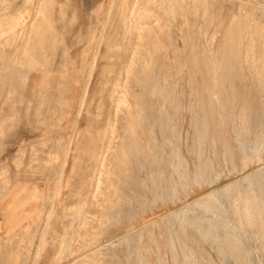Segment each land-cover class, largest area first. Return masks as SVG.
<instances>
[{"label":"rangeland","instance_id":"374dc122","mask_svg":"<svg viewBox=\"0 0 264 264\" xmlns=\"http://www.w3.org/2000/svg\"><path fill=\"white\" fill-rule=\"evenodd\" d=\"M41 1L43 0H31L30 15L26 17L28 21H24L26 26L34 20L41 7ZM122 1L51 0L53 2L51 17L53 15V26L57 33L50 32L44 40L50 47L47 55L52 62L47 73L46 82L48 81L50 87L46 89L48 90L46 97L41 94L45 90V83L40 85L42 78L40 71L31 73L30 82L24 86L25 88L21 84H15L17 93L12 99L5 98L8 83L3 86L0 82V172L2 173H0V189L10 188V194L15 195L14 193L19 191V186L15 187L12 184H16L26 175L36 179L35 182L39 181L36 182L38 184L43 183L41 179L47 177L48 173V179L60 178L58 174L62 169V158L65 155L63 152L68 149L67 145L70 141L72 139L74 141L60 194L58 193L57 196V207L54 206L51 211L52 217L48 218L50 213L42 215L43 220L40 217L37 223L26 227L22 234L14 239L15 245L23 254L20 258L22 264L34 263L40 243L39 238L45 226L49 228L47 242L38 264H79L83 255H90L94 245L91 246L87 242L91 237L87 233L93 220L100 217L101 198H108L100 192L95 197L91 183L101 169L99 159L105 154L110 138L115 144H120L122 139L124 141L128 139L136 143L135 151L143 150V156L134 155L128 182L120 189L121 195L125 198L124 203L114 215L111 224L100 232L101 241L97 243L103 246L119 243L124 238L127 239L128 229H136L135 234H137L134 237L129 236L125 245L122 243L115 247V251L113 250L116 254L113 258L114 264H258L255 254L264 259V88L260 89L254 73L247 66H244V72L242 71L245 76L243 82L239 79L238 81L237 78L233 80L232 76L235 73L231 68L225 73V83L220 90L221 98L218 102L212 99L210 91L208 93L211 73L207 69L208 63L211 64V58L215 57L218 50L221 52L229 44L235 49L236 44L242 42L245 45L244 57L251 62L255 60L256 65L260 64L259 68L264 71V0L184 1V9L178 10L176 18L160 21V24H166L167 27L163 30L158 29L159 31L156 28L164 48L157 53V57H153V67L148 77H143L138 83L132 82L131 95L119 109H116L114 99L109 96L113 94V87L120 76V71L122 72V69L130 64L132 48L137 44L139 36L134 25L131 26L132 33H127L122 20L123 12L128 15L135 4L146 5L154 15L149 20L153 25L159 20L158 13L162 10L159 8L167 4L164 0L162 2L161 0ZM24 4L25 0L8 1L13 11L23 10ZM199 14L201 19L197 16ZM239 15L241 19L237 17ZM236 17L250 27L243 28L239 22L233 24L237 21ZM254 26L262 28L263 33L255 34ZM193 28L194 33H192ZM229 29L232 30L231 33ZM214 34L217 39L212 41ZM258 35L259 38L256 40ZM49 36L51 37L48 38ZM194 42L197 44L194 45ZM207 44H210V47ZM144 51L145 48L140 50L142 55ZM204 52L206 55L203 54ZM238 53H240L238 57L241 58L242 50ZM140 56L138 58L140 61L147 60V56L146 58L141 56V59ZM94 62L97 68L92 78L90 71ZM4 74L9 75V71ZM89 77L92 78L91 86L84 101L82 97ZM157 83L158 86H155ZM58 85L63 87V92L59 93ZM167 93L169 98L166 97ZM163 94L164 96H161ZM141 95H145L146 98L144 96L142 98ZM39 99L42 102H39ZM82 102L86 105L82 117L79 118ZM245 106L248 107L249 116L247 120H242L241 112ZM155 108L156 111L158 110L157 113ZM238 109L241 110L237 112ZM148 110H151L153 115ZM161 110L165 111L162 113ZM165 112L166 115L163 116ZM149 113L151 116L148 115ZM168 117L169 119H166ZM172 120H174L173 125ZM219 120H222V123ZM245 121L250 124L249 130L242 126V123H247ZM113 124L116 126L115 133L112 132ZM168 132L175 134L172 143L168 140ZM59 140H62L61 143ZM158 145L162 148H158ZM164 147L166 152L162 150ZM128 150L130 151L131 148L129 147ZM156 151L159 153L157 154ZM57 154L61 157L57 158ZM153 156L156 161L153 160ZM113 158L108 156L105 159L104 169L117 166ZM53 159L55 160L52 161ZM5 167L7 170H4ZM150 169L152 170L149 171ZM200 170L203 172L201 181L196 178V173ZM178 171L183 173L180 174ZM178 175H183L182 179ZM103 176L110 181L114 179L112 174H103ZM161 176L165 179L160 180ZM170 178L174 179L170 181ZM124 188H127L126 193ZM40 190L41 187L36 185V194L40 193ZM110 197L112 196L109 195ZM49 200L51 201L50 198ZM83 201H86L81 212L83 215L75 221L72 210ZM186 207L190 208L187 212V224L181 227L175 215L181 210L185 211ZM170 216H173L171 220ZM154 217L156 219L153 220ZM150 219L153 220L152 223L147 227L144 226V222ZM65 230L69 234L68 242L71 248L66 249L63 259L58 261L56 258L59 251V236L65 234ZM21 238L24 243L21 242ZM148 247L150 250L146 252ZM78 256H81L80 259ZM66 259L69 261L67 262Z\"/></svg>","mask_w":264,"mask_h":264},{"label":"bare ground","instance_id":"6f19581e","mask_svg":"<svg viewBox=\"0 0 264 264\" xmlns=\"http://www.w3.org/2000/svg\"><path fill=\"white\" fill-rule=\"evenodd\" d=\"M8 1L9 0H0V63L2 64V67L0 68L1 70V75H0V82L2 83V85H6V83H8L6 85V96L5 98L7 99H12L13 97L16 96V89H15V84H21V86H27L30 82V75L32 72L34 71H40L42 73L41 75V79H40V85H44L45 83V90H43V92L41 93L43 96H45L47 94V91L46 89H49V83L48 81L46 82L47 80V73L49 71V68L51 66V59L49 58V56L47 55V50L50 49L49 45L47 44V42H45V38L47 37V34H49L50 32H55V28L53 26V21H52V17H51V7H52V3L51 0H43L41 1V7L40 9L37 11L36 13V16L34 18V20L32 21L31 24H29V26H26V22L24 21H28L26 20V17L30 15V2L31 0H25V4H24V9H17L15 11H13L11 9V6L8 5ZM33 1V0H32ZM53 1V0H52ZM122 1V0H121ZM125 1V0H124ZM142 1V0H141ZM146 2L148 0H145ZM153 1V0H152ZM163 0H161L162 2ZM166 1V2H165ZM186 2V0H164L165 3L167 4H164L161 6V4L159 5V7L161 6L160 9H162L161 11H159L158 13V16H159V20H157V23L155 22V24L151 25L149 20L154 16L152 15V11L150 10L149 7H147L146 5H136L135 4V7H133V9L131 10L130 14H125L123 12V15H122V20L124 21V24H125V28L127 30V33H132V30H133V27L131 26H135V29L136 31L138 32V39H137V44L132 48V45H130V48L133 49V52L131 54V61H130V64L127 66V67H123L124 69H122V72L120 71V76L119 78L116 80V83H115V87H113V94L109 96L112 97V99H114L115 101V106H116V109H119L121 107L122 104L125 103L126 99L128 96L131 95V83L132 82H140L142 80V78H147L148 75H149V72L151 70V67H153V57L157 55V53L164 48V45L160 42V39H159V34H158V29H161L163 30L165 27H167L166 24L162 25L160 24V21L161 20H166V19H169V18H176L177 16V12L178 10L181 11V9L183 8L184 6V3L183 2ZM190 1V0H189ZM193 2H198V0H192ZM206 1V0H205ZM113 2V1H112ZM123 2V1H122ZM137 2V1H136ZM144 2V1H143ZM144 2V3H146ZM160 2V3H161ZM192 2V3H193ZM214 2V1H213ZM115 4V2H113ZM140 3V1H139ZM157 3V2H156ZM155 3V4H156ZM188 3V2H187ZM122 4V3H121ZM120 4V5H121ZM143 4V3H142ZM191 4V3H190ZM189 4V5H190ZM195 4V3H194ZM193 4V6H194ZM186 5V4H185ZM261 6V5H260ZM264 6V5H263ZM121 7V6H120ZM197 7V6H196ZM259 7V6H257ZM114 8V6H113ZM112 8V10H113ZM188 8V7H187ZM192 8V7H191ZM189 8V9H191ZM241 8V7H240ZM246 8V7H245ZM123 9V8H122ZM121 9V10H122ZM156 9V8H155ZM184 9V8H183ZM185 9H186V6H185ZM260 9V8H259ZM153 10V9H152ZM188 10V9H187ZM193 10V8H192ZM242 10V8L240 9ZM123 11V10H122ZM122 11H121V14H122ZM154 11V10H153ZM190 11V10H189ZM188 11V12H189ZM158 12V11H157ZM187 12V11H186ZM206 12V11H205ZM209 12V11H208ZM244 12V11H243ZM155 13V11H154ZM184 13V12H182ZM193 13V12H191ZM211 13V12H210ZM246 13V12H245ZM251 13V12H250ZM179 14V13H178ZM181 14V13H180ZM206 14V13H205ZM238 14H241V13H238ZM194 15V14H193ZM196 15V14H195ZM204 15V14H203ZM208 15V14H207ZM212 15V14H211ZM247 15V14H246ZM185 16V15H184ZM197 16H200L197 15ZM205 16V15H204ZM241 15L237 16V17H240ZM245 16V14H244ZM181 18L182 15H180ZM236 17V19H237ZM250 17V15H249ZM179 18V17H178ZM185 18V17H184ZM187 18V17H186ZM194 18V17H193ZM244 18V17H243ZM246 18V16H245ZM253 18V16H251V19ZM189 19V18H188ZM186 19V21L188 20ZM196 19V18H195ZM200 19H201V16H200ZM199 19V20H200ZM207 19V18H206ZM210 19V18H209ZM208 19V21H209ZM235 19V20H236ZM241 19V17H240ZM240 19H237V21H234V23H238L241 24L243 26V28H249L246 26V22L242 23L240 21ZM190 20V19H189ZM198 20V19H196ZM204 20V19H203ZM249 19H247L248 21ZM201 21V20H200ZM214 21V20H213ZM207 22H205V25H206ZM203 24V22H202ZM209 24V22H208ZM187 25V24H186ZM215 25V24H214ZM213 25V26H214ZM216 26V25H215ZM215 26L213 28H215ZM264 26V25H263ZM149 27H152L151 29H149ZM188 27V26H187ZM190 27V26H189ZM200 27V25H199ZM197 26V28H199ZM206 27V26H205ZM255 27V26H254ZM157 28V30H156ZM185 28V26H184ZM192 28V27H191ZM212 28V29H213ZM218 28V27H217ZM253 28V27H252ZM183 29V28H182ZM254 29V28H253ZM184 30V29H183ZM189 30V29H188ZM194 30V28L192 29V31ZM196 30H199V29H196ZM204 30V29H203ZM217 30V29H216ZM219 30V28H218ZM169 31V30H168ZM206 31V30H205ZM212 31V30H211ZM215 31V30H214ZM220 31V30H219ZM219 31H218V34H219ZM231 29H229V33H231ZM250 31V30H249ZM186 32V31H184ZM183 32V33H184ZM188 32V31H187ZM199 32V31H198ZM198 32H196L197 34H199ZM203 32V31H202ZM148 34L147 36L145 34ZM165 33V32H164ZM190 33V31H189ZM194 33V31L192 32ZM195 33V34H196ZM204 33V32H203ZM208 33V32H207ZM251 33H253V31H251ZM255 34H261L263 33V29L262 28H259L258 26L255 27V31H254ZM52 34V33H51ZM206 34V33H204ZM191 35V34H190ZM252 35V34H251ZM53 36V34H52ZM51 36H49L48 38H50ZM93 37V36H92ZM165 37V36H164ZM95 38V37H94ZM163 38V37H162ZM161 38V39H162ZM206 38V37H205ZM215 34L212 36L211 40L214 41L215 39ZM242 38V37H241ZM259 38V35L258 37L256 36V40ZM189 39V38H188ZM195 38H193L194 40ZM217 39V38H216ZM48 40V39H47ZM61 40V39H60ZM95 40V39H93ZM255 40V42H256ZM204 41V40H202ZM206 41V40H205ZM210 41V40H209ZM62 42V41H61ZM109 42V41H108ZM189 42H191V40H189ZM196 42V41H195ZM194 42V43H195ZM199 43V40L197 41ZM187 43V42H186ZM192 43V42H191ZM205 43V42H204ZM203 43V44H204ZM231 43V42H230ZM100 44V43H99ZM113 44V43H112ZM188 44V43H187ZM197 43H195L194 45H196ZM211 44V43H210ZM210 44H207L208 46ZM109 45V44H108ZM129 46V44H127ZM193 45V44H191ZM206 45V46H207ZM201 46V45H199ZM245 45L242 43V42H238L236 44V48L235 49H232L230 44L226 46V48L222 49L221 52H219L218 50V53L215 55V57L213 56V59L211 58V64L208 63V69L209 72L211 73V76L209 77L210 78V82H209V86H208V93L209 91L211 92V97L212 99H215L216 101L220 102V94H221V88L224 87V83H225V73L226 72H229V70L231 68H233L234 70V73L235 75L232 76L233 77V80H235L237 78V80L239 79L241 82H243L245 76H244V71H243V68L244 66H247L252 73H254V77L255 79L258 81L259 83V87L261 90H263L264 88V71L262 69L259 68L260 64H257L256 65V62L255 60L253 62H251V60L249 59H246L244 57V50H245ZM193 47V46H191ZM196 46H194L195 48ZM210 47V46H209ZM110 48V47H108ZM142 48L144 49L145 48V51L143 52L144 55H142V52H140V50H142ZM200 48V47H199ZM198 48V49H199ZM203 48V47H202ZM218 48V47H217ZM94 49V48H93ZM196 49V48H195ZM213 49V48H212ZM128 50V49H127ZM242 50V57H238L240 56L238 53V51H241ZM255 50V49H254ZM262 50V48H261ZM175 51V50H174ZM205 51V50H203ZM151 52V54H150ZM201 53V50L199 51ZM209 52V51H208ZM207 52V53H208ZM215 52V50H214ZM262 52V51H261ZM91 53V52H90ZM199 53V54H200ZM98 54V53H96ZM127 54V53H126ZM205 54V52L203 53ZM202 54V55H203ZM209 54V53H208ZM213 54V53H212ZM211 54V55H212ZM139 55H141L143 58H146L147 56V60H142L140 61L138 58H139ZM206 55V54H205ZM203 55V56H205ZM141 56H140V59H141ZM157 57V56H156ZM206 57V56H205ZM204 57V58H205ZM212 57V56H211ZM200 58V56H199ZM198 58V59H199ZM209 59V58H208ZM139 60V61H138ZM200 61V59H199ZM202 61V59H201ZM209 61V60H208ZM199 63V62H198ZM204 64V63H203ZM207 65V63H205ZM157 66V65H156ZM200 66V69L202 68L201 65ZM262 66V65H261ZM96 68H97V64L96 62L92 63V66H91V71H90V77H94V72L96 71ZM182 68V67H181ZM205 68V67H204ZM8 69V70H7ZM53 69V68H52ZM199 69V70H200ZM81 70V69H80ZM9 71V75H6L4 74L5 72ZM243 71V72H242ZM61 72V71H60ZM63 72V71H62ZM65 72V71H64ZM63 72V73H64ZM82 72V71H81ZM181 72V71H180ZM208 71H206L207 73ZM56 73V72H55ZM59 73V72H58ZM67 73V72H66ZM205 73V74H206ZM243 73V75H242ZM35 74V73H34ZM52 74V73H50ZM48 74V75H50ZM62 73H60L61 75ZM237 74V75H236ZM63 75V74H62ZM58 76V74H57ZM168 76V75H167ZM166 76V77H167ZM170 76V75H169ZM244 76V78H243ZM51 77V76H50ZM89 77V81L86 85V87L84 88V96L82 97V99L85 101L86 100V96H88V93H89V89H90V86H91V80L92 78ZM171 77V76H170ZM52 78V77H51ZM59 78V77H58ZM202 78V77H201ZM248 78V77H247ZM53 79V78H52ZM57 79V77H56ZM160 79V76L158 78V80ZM169 79V77L167 78ZM251 79V78H250ZM238 80V81H239ZM57 81V80H56ZM167 81V80H166ZM206 81V79H205ZM159 82V81H158ZM163 82V81H162ZM169 82V81H167ZM166 82V83H167ZM51 83V82H50ZM172 83H173V80H172ZM234 82H232L233 84ZM58 84V83H57ZM160 84V83H159ZM171 84V83H170ZM256 84V83H255ZM208 85V84H207ZM2 86V87H3ZM60 86V85H58ZM154 85H152L153 87ZM155 86H158V83L157 85ZM165 86V85H163ZM169 86V85H168ZM257 86V85H256ZM19 87V86H18ZM151 87V88H152ZM21 88V87H19ZM25 88V87H24ZM23 88V89H24ZM53 88V87H52ZM157 88V87H156ZM155 88V89H156ZM159 88V87H158ZM164 87H162V90H163ZM167 88V87H166ZM169 88V87H168ZM173 88V87H172ZM54 89V88H53ZM154 89V88H153ZM175 89V88H174ZM203 89V88H202ZM152 90V89H151ZM150 90V91H151ZM158 90V89H157ZM166 90V89H165ZM168 90V89H167ZM170 90V89H169ZM176 90V89H175ZM205 90H207V87L205 88ZM257 90V89H256ZM52 91V90H51ZM58 91L59 93L63 92V87L60 86L58 88ZM76 91V90H75ZM173 91V90H172ZM154 93V91H152ZM156 92V91H155ZM158 92V91H157ZM161 92V91H160ZM171 92V91H170ZM169 92V93H170ZM205 92V91H204ZM207 92V91H206ZM51 93V92H50ZM149 93V91H148ZM173 93V92H172ZM171 93V94H172ZM19 94V93H18ZM40 94V92H39ZM75 94V93H74ZM144 94V93H142ZM147 95V93H145ZM152 94V93H150ZM156 94V93H155ZM161 94V93H160ZM176 94V93H175ZM4 95V94H3ZM50 95V94H49ZM168 96V93L166 94ZM140 96V95H139ZM142 96V95H141ZM145 97V95H143ZM142 96V98H143ZM157 96V95H156ZM161 96H164L161 95ZM207 96V94H206ZM256 96V95H255ZM46 97V96H45ZM159 97V95H158ZM41 98V97H40ZM50 98V97H49ZM146 98V97H145ZM163 98V97H162ZM210 98V97H209ZM258 98V96H257ZM141 99V98H139ZM164 99V98H163ZM35 100V98H34ZM33 100V101H34ZM43 100V99H42ZM45 100V99H44ZM167 100V99H166ZM169 100V99H168ZM37 101V100H35ZM174 101V100H172ZM212 101V100H211ZM214 101V100H213ZM249 101V100H248ZM23 102V101H22ZM39 102H42L40 101L39 99ZM210 102V101H209ZM33 103V102H32ZM28 104V103H27ZM31 104V103H30ZM29 104V106H30ZM34 104V103H33ZM36 104V103H35ZM215 104V103H214ZM254 104V103H253ZM4 105V104H3ZM38 105V104H37ZM85 102H82V105L80 106V109H79V113H78V116L79 118L82 117V111L85 109ZM212 105V104H210ZM220 105V104H218ZM28 106V105H27ZM28 106V107H29ZM234 106V105H233ZM236 106V105H235ZM27 107V108H28ZM34 107V106H33ZM32 107V108H33ZM39 107V105H38ZM42 107V105H41ZM172 107V106H171ZM220 107V106H219ZM231 107V106H229ZM251 107V106H250ZM32 108H30L32 110ZM35 108V107H34ZM234 108V107H233ZM237 108V107H236ZM240 108V107H239ZM252 108V107H251ZM36 109V108H35ZM220 109V108H219ZM230 109V108H229ZM232 109V107H231ZM26 110H29V109H26ZM37 110V109H36ZM41 110V108H40ZM39 110V111H40ZM152 110V108H151ZM149 111L150 113L153 111ZM239 110L241 109H238L237 112H239ZM33 111V110H32ZM38 111V113H39ZM155 111H156V108H155ZM154 111V112H155ZM160 111V110H159ZM162 111V110H161ZM165 111V110H163ZM162 111V113H163ZM230 111V110H229ZM233 111V110H232ZM231 111V112H232ZM252 111V110H251ZM2 112V111H1ZM27 112V111H26ZM158 110L155 112L157 113ZM241 112V111H240ZM254 112V111H253ZM14 113V112H13ZM17 113V112H16ZM148 114L151 116V114ZM154 113V114H155ZM161 113V112H160ZM159 113V114H160ZM28 114V113H27ZM158 114V115H159ZM19 115V114H18ZM17 115V116H18ZM153 115V114H152ZM156 115V114H155ZM157 115V116H158ZM166 115V112L165 114H163V116ZM234 116V113L232 114ZM3 116V115H2ZM37 116V115H36ZM156 116V118H157ZM162 116V117H163ZM168 116V115H167ZM238 116V115H237ZM249 116V112H248V107H243L242 108V112H241V119L242 120H247V117ZM5 117V116H4ZM16 117V116H15ZM35 117V116H34ZM154 117V116H153ZM161 117V115H160ZM14 118V117H13ZM27 118V117H26ZM146 118V116H145ZM159 118V117H158ZM165 118V117H163ZM171 118V117H170ZM220 118V117H219ZM236 118V117H234ZM12 119V118H11ZM16 119V118H15ZM36 119V118H35ZM83 119V118H82ZM152 119V117H151ZM154 119V118H153ZM161 119V118H160ZM160 119H158L160 121ZM166 119H169L166 118ZM251 119V118H250ZM38 121V119H36ZM171 120V119H170ZM169 120V121H170ZM239 120H240V117H239ZM14 121V120H12ZM148 121V120H147ZM220 121V120H219ZM222 121V120H221ZM220 121V122H221ZM80 122V119L78 120V124ZM155 122V120H154ZM157 122V120H156ZM173 122L174 120H172V125H173ZM247 122V121H245ZM161 123L162 120H161ZM166 123V121H165ZM222 123V122H221ZM78 124H75L78 126ZM38 125V123H37ZM153 125V124H152ZM164 125V123H163ZM247 125V126H246ZM170 126V125H169ZM242 126L244 128H246L247 130H249L251 127H250V124L247 122V123H242ZM246 126V127H245ZM115 124L112 125V132L115 133ZM168 127V126H167ZM35 128V127H34ZM164 128V127H163ZM174 128V126L172 127V129ZM9 129V128H8ZM75 129V128H74ZM172 129H169L168 130H172ZM37 130V128H36ZM111 130V129H110ZM175 131V129H173V132ZM169 133L168 135V140L171 142V140L174 139V133ZM239 132V131H238ZM106 133V131H105ZM178 135V133H177ZM177 138V136H176ZM62 139V138H61ZM58 140V139H57ZM104 140V139H103ZM175 140V139H174ZM60 141V140H59ZM62 141V140H61ZM60 141V143H61ZM178 141V140H177ZM73 139L70 141L69 145H67L68 149L64 150L63 154L64 157L61 159L62 160V169L61 171L59 172L60 174H58V176H60L59 178V183H58V189H59V194H60V190H61V186H62V183H63V179L65 177V174H66V167H67V163L70 159V155H71V152H72V144H73ZM158 142V141H157ZM174 142V141H173ZM59 143V142H58ZM66 143V142H65ZM166 143V142H165ZM168 143V142H167ZM215 143V142H214ZM213 143V145H214ZM136 143H133L131 141H129L128 139H126L125 141L122 139V142L119 144H115L114 141L110 138V141L108 143V145L106 146V152L105 154H103V156L99 159V165L101 167V169H99V171L96 173L95 175V178L93 179L94 181L91 183L93 185V188H94V195L96 197V194H98L100 192V194L102 195H107L108 198L106 199L105 197L101 198L100 202L102 203L101 204V214H100V217L95 219V221L93 220V223H91V226L89 227V231L87 233V235L91 236L90 239H87V242L90 243L91 246L94 245V248H92V252L90 253V255H87V256H84L81 258V262L79 264H114V261H113V258H114V255H116L114 253V249L115 247H118L119 245H121L122 243L125 245L126 244V240L129 238V236H135V232H136V229H131L127 231V234H128V237L127 239H123L122 241H120L119 243H114V244H106V245H98V241L100 240L101 241V237H102V234H100V232L108 227L110 224H111V221L114 217V215L116 213L119 212L122 204L124 203V197L121 195L120 193V189L122 186H126L127 182H128V179H129V176H130V170H131V166L132 165V162H133V157L135 154H139L140 156L143 154V150H139V151H135L134 150V146H135ZM155 144V142H154ZM158 144V143H157ZM164 144V143H163ZM174 144V143H173ZM172 144V146H173ZM176 144V143H175ZM43 145V143H42ZM40 145V146H42ZM61 144H59L60 146ZM156 145V144H155ZM31 146V145H30ZM34 146V145H33ZM58 146V147H59ZM64 146V145H63ZM153 146V145H152ZM167 146V145H166ZM176 146V145H174ZM61 147V146H60ZM129 147L131 148V150L129 151ZM155 147V146H154ZM157 147V146H156ZM64 148V147H63ZM62 148V149H63ZM158 148L159 145H158ZM162 148V147H161ZM160 148V149H161ZM170 148V147H169ZM175 148V147H174ZM57 149V147H56ZM60 149V148H59ZM66 149V147H65ZM177 149V148H176ZM151 150V149H150ZM154 150V149H153ZM162 150H165V147L162 149ZM171 150V149H170ZM175 150V149H174ZM55 151V150H54ZM149 151V150H148ZM155 151V150H154ZM160 151V150H159ZM159 151H156L157 154L159 153ZM176 151V150H175ZM60 152H61V149H60ZM155 152V153H156ZM162 152V151H161ZM166 152V150H165ZM53 153V151H52ZM56 153H57V150H56ZM152 153V152H151ZM163 153V152H162ZM51 154V153H50ZM55 154V153H53ZM154 154V153H153ZM60 155V154H59ZM58 154L56 155L57 158H60L61 156H59ZM155 155V154H154ZM160 155V154H159ZM158 155V156H159ZM164 155V154H163ZM162 155V156H163ZM169 155V154H168ZM178 155V154H176ZM175 155V156H176ZM53 156V155H52ZM112 156L113 158V161L116 163V167L114 166L113 168H107V169H104V162H105V159ZM143 156V155H142ZM137 157V156H135ZM161 157V156H160ZM166 157V156H165ZM177 157V156H176ZM51 158V157H50ZM55 158V157H54ZM56 158V159H57ZM138 158V157H137ZM164 158V157H163ZM163 158H161L163 160ZM160 159V160H161ZM165 159V158H164ZM178 159V158H177ZM177 159L176 162H177ZM180 159V158H179ZM20 160H22L20 158ZM55 159H53L52 161H54ZM59 160V159H57ZM147 160V159H145ZM149 160H150V156H149ZM153 160L154 159V156H153ZM139 161V159H138ZM156 161V160H155ZM166 161V160H165ZM168 161V159H167ZM179 161V160H178ZM22 162V161H21ZM51 162V161H50ZM57 162V161H56ZM158 162V161H157ZM160 162V161H159ZM158 162V163H159ZM169 162V161H168ZM134 163V162H133ZM141 163V162H140ZM145 163V162H144ZM180 164V162H178ZM98 164V163H97ZM156 164V163H155ZM168 164V163H167ZM177 164V163H176ZM146 165V164H145ZM147 165H148V162H147ZM169 165V164H168ZM182 165V164H181ZM135 166V165H134ZM151 168H152V164L150 165ZM154 166V165H153ZM156 166V165H155ZM179 166V165H178ZM144 166H142L143 168ZM146 167V166H145ZM162 167H163V164H162ZM169 167V166H167ZM176 167V166H175ZM7 167L4 168V170L6 169ZM97 168V167H96ZM135 168V167H133ZM178 168V167H176ZM149 169V168H148ZM164 169V167H163ZM7 170V169H6ZM152 169H150L149 171H151ZM167 170V169H165ZM175 170V169H174ZM179 170V169H178ZM184 170V169H183ZM187 170V169H186ZM3 171V170H2ZM97 170L95 169V172ZM132 171V170H131ZM143 171V170H142ZM153 171H154V168H153ZM164 171V170H163ZM177 171V170H176ZM188 171V170H187ZM186 171V172H187ZM262 171V170H261ZM134 172V171H133ZM155 172V171H154ZM162 172V171H161ZM168 172V171H166ZM172 172V171H171ZM183 173V171H181ZM185 172V171H184ZM263 172V171H262ZM1 173V172H0ZM4 173H6L4 171ZM94 173V172H93ZM156 173V172H155ZM154 173V174H155ZM178 173H180L178 171ZM177 173V174H178ZM180 173V174H182ZM2 174V173H1ZM103 174H112L114 176V179H112L111 181L108 180V179H105V177L103 176ZM134 174V173H133ZM146 174H147V170H146ZM163 174V173H162ZM161 174V175H162ZM168 174V173H167ZM176 174V175H177ZM138 175H141V174H138ZM150 175H151V172H150ZM149 173H148V176H150ZM157 175H158V172H157ZM203 172L200 170L199 172L196 173V178L198 180H202L203 178ZM137 176V175H136ZM144 176H147V175H144ZM164 176L166 177V174L164 173ZM183 176V175H182ZM182 176L178 175V177H180L182 179ZM72 177V176H71ZM142 177V176H141ZM154 177V176H153ZM170 177V176H169ZM172 177V176H171ZM177 177V176H176ZM245 177V176H244ZM252 177V176H251ZM261 177V176H259ZM151 178V176L149 177ZM158 178V176H157ZM162 176L160 177V180H161ZM184 178H186L184 176ZM183 178V179H184ZM253 178V177H252ZM132 179V178H131ZM162 179H165L164 177ZM172 179L174 178H170V181H172ZM177 179V178H176ZM250 179V178H249ZM155 180V179H153ZM169 180V179H168ZM179 180V179H178ZM251 180V179H250ZM254 180V179H253ZM148 181V179H147ZM165 182V180H163ZM180 181V180H179ZM178 181V182H179ZM249 181V180H248ZM260 181V179L258 180ZM137 182V181H136ZM151 182V181H150ZM175 182V181H173ZM177 182V183H178ZM152 183V182H151ZM90 184V185H91ZM259 184V183H258ZM148 185V184H147ZM146 185V186H147ZM152 185V184H151ZM154 185V184H153ZM254 185V184H253ZM69 186V185H68ZM130 186V185H129ZM128 186V187H129ZM55 187V186H54ZM91 187V186H90ZM131 187V186H130ZM148 187V186H147ZM150 187V186H149ZM101 189V191H100ZM127 189V188H126ZM126 189L124 188L125 190V193H126ZM133 190V188H130ZM129 189V190H130ZM169 189V188H168ZM177 189V188H176ZM3 190V189H2ZM55 190V189H54ZM136 190V189H135ZM174 191H176L174 188H173ZM138 192V191H137ZM232 192V191H231ZM54 193V192H53ZM57 193V192H56ZM131 193V192H130ZM177 193V192H176ZM137 194V193H136ZM139 194V192H138ZM109 195L112 196L109 198ZM50 196V195H49ZM59 196V195H58ZM139 196V195H137ZM235 196V195H234ZM42 197V196H41ZM56 197V195H55ZM135 197V196H134ZM43 198V197H42ZM131 198V196H130ZM137 198V197H136ZM48 199V198H47ZM53 200V199H52ZM128 200V199H127ZM55 201V199H54ZM54 201L51 203V204H54ZM86 202V201H85ZM85 202L83 201L79 206H76L75 208H73V213H74V218H75V221L80 218L81 215H83V209H84V205H85ZM50 204V203H49ZM130 204V203H128ZM46 205V203H45ZM87 206V205H86ZM153 206V205H152ZM151 206V207H152ZM204 206V205H203ZM57 207V205H56ZM154 207V206H153ZM45 208V207H44ZM49 208V207H48ZM124 208V207H123ZM189 208V207H188ZM187 207L185 208L186 210L183 211L181 210L178 214H176V219H177V222L181 225H185L187 224V212L190 211ZM46 209V208H45ZM44 209V210H45ZM155 209H156V205H155ZM48 210V209H47ZM51 210H52V207H51ZM50 210V211H51ZM158 210V209H157ZM195 210V209H193ZM40 211V210H39ZM49 211V212H50ZM46 212V211H45ZM56 212V211H55ZM85 212V211H84ZM212 212V211H211ZM40 213V212H39ZM44 212L42 211V214ZM48 213V212H47ZM54 213V212H53ZM152 213V212H151ZM65 214V212H64ZM153 214V213H152ZM197 214V213H196ZM47 215V214H46ZM63 215V214H62ZM40 217V215H38ZM119 216V214L117 215V217ZM162 216V215H160ZM52 217V213L50 212V214L48 215V218H51ZM64 217V216H63ZM173 216H170V220ZM198 217V216H197ZM96 218V217H95ZM158 218V216H157ZM42 219V217H41ZM44 219V218H43ZM42 219V220H43ZM65 219V218H64ZM63 219V220H64ZM156 219V217L153 218V220ZM40 220V218H39ZM49 220V219H48ZM47 220V221H48ZM62 220V221H63ZM153 220H147L144 222V226L147 227L148 224L152 223ZM191 220V219H190ZM195 220V219H194ZM117 221V220H116ZM74 222V221H73ZM202 222V221H201ZM47 223V222H46ZM42 224V222H41ZM73 225V224H71ZM199 226V225H198ZM182 227V226H181ZM41 228V227H40ZM39 228V229H40ZM131 228V227H130ZM48 226L46 227L45 226V229L43 232H41V237L39 238V245H38V248L36 250V253H35V258H34V263L33 264H38L39 261H40V258L42 257V254L44 252V249H45V246H46V242H47V234H48ZM73 229V227H72ZM43 230V228H42ZM66 231V230H65ZM72 231V230H71ZM39 232V231H38ZM37 232V233H38ZM15 233V232H14ZM77 233V232H76ZM75 233V234H76ZM30 234V233H29ZM68 232L66 231L65 234L63 235H60L59 236V251H58V256L56 258V260L60 261L61 259H63V253L65 252L66 249H68L69 247L71 248V245L70 243L68 242L69 238H68ZM73 235H74V232H73ZM11 236V235H10ZM34 236V235H33ZM75 236V235H74ZM1 239H2V236H0ZM39 237V236H38ZM58 237V236H57ZM72 237V236H71ZM73 238V237H72ZM71 238V239H72ZM37 239V238H36ZM5 240V238H4ZM21 242L24 243V240L23 238H21ZM73 240V239H72ZM35 241V239H34ZM33 241V242H34ZM55 241V240H54ZM56 242V241H55ZM20 244V243H19ZM55 244V243H54ZM103 244V243H102ZM105 244V243H104ZM23 245V244H22ZM24 246V245H23ZM21 247V246H20ZM26 247V246H25ZM33 247V246H31ZM89 247V246H88ZM35 248V247H34ZM87 248V247H86ZM22 249V248H21ZM74 249V248H73ZM76 249V248H75ZM84 249V248H83ZM114 250V251H113ZM150 248L148 247V251L146 252H149ZM34 251V250H33ZM68 251V250H67ZM66 251V252H67ZM89 251V250H88ZM31 252V251H30ZM70 252H72V250H70ZM251 252V251H250ZM68 253V252H67ZM71 254H74V253H71ZM69 254V255H71ZM78 254V253H77ZM82 254V253H81ZM85 254V253H84ZM88 254V253H86ZM251 254V253H250ZM28 255V254H27ZM67 255V254H66ZM80 255V254H79ZM26 256V255H25ZM24 256V257H25ZM32 256V255H31ZM74 256V255H73ZM256 259H257V263L258 264H264V259L262 258V256L260 255H256ZM23 257V258H24ZM29 257V256H28ZM72 257V256H71ZM81 257V256H80ZM80 257L78 256V258L80 259ZM116 257V256H115ZM68 258V256L66 257ZM25 259V258H24ZM29 259V258H28ZM76 259V258H75ZM117 259V258H116ZM253 259V257H252ZM67 260V259H66ZM78 260V259H76ZM149 260V259H148ZM31 261V260H30ZM64 261V260H63ZM69 260H67L68 262ZM150 261V260H149ZM29 262V260H28ZM33 262V261H31ZM117 262V261H115ZM151 262V261H150ZM75 263V262H74ZM152 263V262H151ZM252 263V262H251ZM68 264V263H67ZM76 264V263H75ZM153 264V263H152Z\"/></svg>","mask_w":264,"mask_h":264},{"label":"crops","instance_id":"0c3cea01","mask_svg":"<svg viewBox=\"0 0 264 264\" xmlns=\"http://www.w3.org/2000/svg\"><path fill=\"white\" fill-rule=\"evenodd\" d=\"M48 178L49 173L47 177L41 179L43 183L38 184L36 182L39 181L35 182L36 179L34 180L33 177L26 175L18 180L16 184H12L15 187L19 186V191L14 193L15 195L10 194V188L0 189V236H2V239L0 237V264H22L20 258L23 254L14 243L15 237L22 234L26 227L37 223L42 215H48L53 207L57 205L59 177L58 179ZM36 185L41 187L38 194L35 192ZM53 201L54 204H51Z\"/></svg>","mask_w":264,"mask_h":264}]
</instances>
